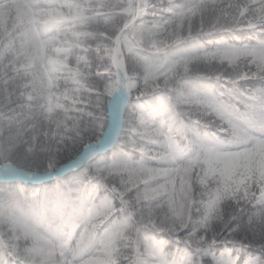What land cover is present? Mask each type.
Returning a JSON list of instances; mask_svg holds the SVG:
<instances>
[{"label": "snow or ice", "instance_id": "snow-or-ice-1", "mask_svg": "<svg viewBox=\"0 0 264 264\" xmlns=\"http://www.w3.org/2000/svg\"><path fill=\"white\" fill-rule=\"evenodd\" d=\"M0 264H264V0H0Z\"/></svg>", "mask_w": 264, "mask_h": 264}]
</instances>
